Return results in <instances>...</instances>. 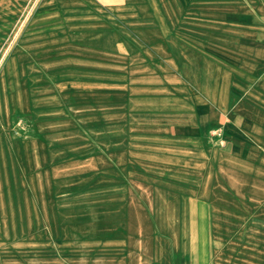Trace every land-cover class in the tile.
I'll list each match as a JSON object with an SVG mask.
<instances>
[{"label": "rangeland", "instance_id": "obj_1", "mask_svg": "<svg viewBox=\"0 0 264 264\" xmlns=\"http://www.w3.org/2000/svg\"><path fill=\"white\" fill-rule=\"evenodd\" d=\"M62 2L25 0L19 16L0 24V59L7 50L0 83L12 67L22 97L13 128L21 139L35 137V151L24 152L39 198L25 211L15 257L22 264H180L191 249L190 204L204 197L221 114L264 66L256 1L113 7L67 0L76 19L49 25L48 12ZM42 102L49 117L37 115ZM204 201L205 226L229 221L224 208L213 212ZM203 243L243 245L228 237ZM197 259L264 264V249Z\"/></svg>", "mask_w": 264, "mask_h": 264}, {"label": "crops", "instance_id": "obj_2", "mask_svg": "<svg viewBox=\"0 0 264 264\" xmlns=\"http://www.w3.org/2000/svg\"><path fill=\"white\" fill-rule=\"evenodd\" d=\"M97 1L113 7L129 4V0ZM255 1L253 14L263 29L264 40V0ZM66 3L67 0L60 3L58 12L57 9L48 12L49 25L67 24L76 19V9L65 6ZM198 3H192V11L197 13ZM24 4L25 0H0V24L19 16ZM206 8L211 10V6ZM3 73L0 94L3 90L6 93L0 101V264H22L15 255L18 240H21L25 211L29 215L39 200L33 159L28 156L29 152H24L25 149L35 151V137L28 134L29 138L21 139L18 137L20 130L13 128L15 114L22 102L21 91L14 69L5 66ZM36 108H39L36 110L38 116L49 117L48 104L42 102ZM221 117L220 135L215 142L218 146L210 154L204 197L192 200L190 204L191 249L189 256L180 264H197V256L204 254L254 255L264 249V66L253 83L243 90L236 103L222 112ZM204 200L214 207L213 212L220 213L221 207L226 214L230 213L229 221L215 219L208 223V227L205 226L202 221ZM4 224H13L12 229H5ZM227 237L239 240L243 245L207 247L203 243L206 239ZM225 248L230 250L224 251Z\"/></svg>", "mask_w": 264, "mask_h": 264}, {"label": "bare ground", "instance_id": "obj_3", "mask_svg": "<svg viewBox=\"0 0 264 264\" xmlns=\"http://www.w3.org/2000/svg\"><path fill=\"white\" fill-rule=\"evenodd\" d=\"M33 5H34V4H33ZM6 51H7V50H6ZM6 51L4 52L3 56L1 57L0 62L3 60V58H4L5 54H6Z\"/></svg>", "mask_w": 264, "mask_h": 264}]
</instances>
